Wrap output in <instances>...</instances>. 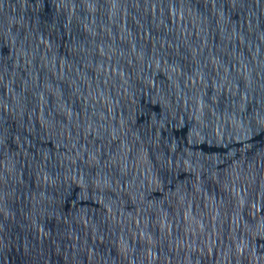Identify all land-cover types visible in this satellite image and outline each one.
<instances>
[{
	"label": "water",
	"instance_id": "obj_1",
	"mask_svg": "<svg viewBox=\"0 0 264 264\" xmlns=\"http://www.w3.org/2000/svg\"><path fill=\"white\" fill-rule=\"evenodd\" d=\"M0 264H264V0H0Z\"/></svg>",
	"mask_w": 264,
	"mask_h": 264
}]
</instances>
